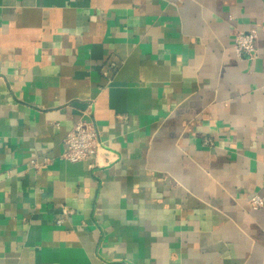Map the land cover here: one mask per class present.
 Here are the masks:
<instances>
[{
	"label": "crops",
	"instance_id": "crops-1",
	"mask_svg": "<svg viewBox=\"0 0 264 264\" xmlns=\"http://www.w3.org/2000/svg\"><path fill=\"white\" fill-rule=\"evenodd\" d=\"M254 194L264 0H0V264H264Z\"/></svg>",
	"mask_w": 264,
	"mask_h": 264
},
{
	"label": "built area",
	"instance_id": "built-area-1",
	"mask_svg": "<svg viewBox=\"0 0 264 264\" xmlns=\"http://www.w3.org/2000/svg\"><path fill=\"white\" fill-rule=\"evenodd\" d=\"M256 30L249 28L242 30L236 34L233 41L234 50L237 56H246L248 58L257 57V49L255 45ZM65 152L62 157L72 163L80 161H90L93 165L95 156L100 147L99 133L93 121L78 119L72 129H70L65 138ZM204 144H212L209 138H204ZM250 207L256 210L264 206V199L258 194H254L249 198ZM126 264V263H112Z\"/></svg>",
	"mask_w": 264,
	"mask_h": 264
}]
</instances>
